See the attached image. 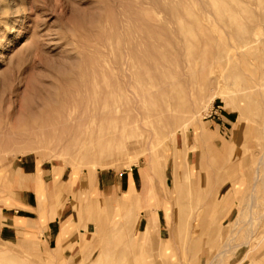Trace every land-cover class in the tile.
I'll return each instance as SVG.
<instances>
[{
  "label": "rangeland",
  "instance_id": "374dc122",
  "mask_svg": "<svg viewBox=\"0 0 264 264\" xmlns=\"http://www.w3.org/2000/svg\"><path fill=\"white\" fill-rule=\"evenodd\" d=\"M162 1L0 0V227L3 212L12 215L14 209L21 207L16 198L19 190L26 187L15 186L20 181L21 162L29 160L33 169L37 164L38 168L43 165L54 171L51 187H39L43 195L40 199L38 197L34 212L19 213L30 217L27 230L17 227L16 233L0 237V248L10 251L8 255H11L9 262L0 256V264H142V260L146 264H208L223 242L232 245L223 264H239L251 248L241 245L247 241L246 231L250 225L246 223L230 236L228 229L243 207L248 210L244 220L250 219L251 210L252 214L255 213L252 216L254 227L258 226L256 231L253 227L256 235L249 241L251 245L260 243V247L241 264H264V175L261 181L259 178L255 180L254 174L258 163H264V38L253 47H245L238 39L235 27L220 24L215 13L206 6L203 8L200 0ZM244 2L234 0L235 11L226 15L228 22L236 17L246 24L252 10L260 12L261 8L257 7L264 8V2L255 1L252 10L241 9ZM170 6L179 8L173 10ZM190 13L200 18V27L194 25L202 39L200 45L210 51L220 43L227 57L226 62L220 60L208 69L216 80L215 84H208L198 76L192 86L179 90L181 103L195 97L200 100L194 116L186 118L182 115L172 129L166 128L165 136L154 139V151L166 149L163 150L166 159L158 156L149 163L150 153L140 148V152L131 149L113 156L110 164L93 165L90 164L92 159L61 149V139L86 126L74 124L71 131L67 128L69 125L62 124L61 116L69 108L78 115H81L82 107L88 109L87 99L92 93L88 81L99 83L102 101L107 83L116 85L118 55L127 53L133 64L140 67L139 80L138 75L134 78V91L139 97L142 88H152L151 82L158 80L149 75L150 53L161 50L171 53L179 25L191 26L188 23L193 19ZM259 33L264 37V27ZM201 62L198 58L193 61V70L198 69ZM234 71L241 74H232ZM154 73L159 76L153 70ZM119 74L122 81L120 70ZM85 84L89 85L90 91ZM78 102L80 106L76 105ZM139 104L143 111L150 108L148 99ZM108 125L111 128L116 126L106 122L105 127ZM168 130L175 133L167 134ZM210 143L219 150L218 157H214ZM195 145L197 147L193 149ZM177 150L183 154L178 164L187 177L181 187L188 195L186 201L203 195L204 190L208 192L204 196L209 199L214 187H218L216 190L222 194L221 199H226V211L231 209L224 220L226 229L221 222H209L210 227L218 225L219 234L226 231L225 240L219 241L215 236L211 244H202L203 237L209 238L203 233L202 223H195L187 231L176 218L171 192L175 171L173 153ZM263 163L260 164V174H264ZM230 167L236 171L228 174L230 179L222 184L223 179H217L216 173L224 168L228 173ZM94 169L98 177L108 172L114 176L122 174L124 184L128 175L123 173H132L137 184L134 189L142 193L146 187L148 200L141 202L137 199L139 208L148 204V216L143 214L139 231L135 229L133 219L122 237L114 229L129 209L119 197H124L130 187H121L117 192L113 187H104L101 193L95 187L94 199L83 194L89 183V173ZM69 177L73 183L82 181L84 187L65 190L60 181ZM251 193L256 199L255 206L249 210ZM9 200L11 205L8 206L5 203ZM65 205L67 213L72 212L68 219L70 234L76 231L81 239L77 249L63 242L56 253V249L49 250L47 246L46 229L48 222L54 220L51 219L52 213L62 211ZM152 210L159 214L161 242L167 241L168 244L165 250H153L151 246L145 248L134 240L137 232L147 230ZM216 215L217 212L213 219ZM63 218H60L59 225L63 224ZM55 231L56 227L52 226V232ZM230 240L235 245L239 243L237 248L230 244L234 243ZM67 250L70 253L66 255L64 251Z\"/></svg>",
  "mask_w": 264,
  "mask_h": 264
},
{
  "label": "bare ground",
  "instance_id": "6f19581e",
  "mask_svg": "<svg viewBox=\"0 0 264 264\" xmlns=\"http://www.w3.org/2000/svg\"><path fill=\"white\" fill-rule=\"evenodd\" d=\"M200 1H201L200 3H202L201 5L203 6V8L204 6H206L207 9L215 13L216 19L218 20L220 24L224 26H226L227 24L232 27H235L236 35L239 40L243 41L242 44L245 47L247 46L253 47L255 46V43H257V41L262 40L264 38L259 33V30L262 31L264 27V8L256 6L259 9L261 8L260 12H258V10L253 11L251 8L252 5L254 4L256 5L255 1H257V3L259 4H262L264 0H245L244 2L245 4L243 7L241 6V9L246 7V10L247 9L252 10L250 13H253L251 15L252 18L250 16L249 22L246 24L236 20L237 19L236 17L234 20L231 19V23L228 22V20H226V15L229 13H231L232 15L233 12L235 11L234 9L235 5L233 3L234 0H200ZM181 5L183 4H179V6ZM178 8L174 7L172 9L175 10ZM173 12L175 13L176 11H173ZM174 15L172 16L174 17ZM189 15H191V13ZM191 16L193 17V19L188 21V23H190L191 26L187 27L185 24L179 25L176 31L178 33V36L171 48L172 49L171 53H168L167 52L168 50H161V51H155V52L150 53L152 64L149 66L150 67L149 75L155 78L156 80L157 79L158 80L157 81L154 80V82H151L152 88L149 86L142 88V90L139 92V97H141V99H138L139 97L136 91H134V87H135L134 78L136 75L139 74L138 72H140L139 70L140 67L139 66L137 67L136 66L137 64L136 65L133 64L131 60L132 57H129L127 53L121 52V54L118 55L117 57L118 75L116 77V81H117L116 85H110L109 83H107V91L102 101H101L102 89L100 88L99 83L97 81H88V82H91V92L92 93L89 92L90 91L89 85L85 84L86 85L85 88L87 86L89 87L87 88L89 89V91L87 92L91 93L90 94L91 97L89 98V94L87 97L89 98L87 99L88 109L86 110L84 107H82L81 115L74 113L73 108L66 109L62 112L61 119H62V124L64 126L69 125L67 128L71 129V131L75 125H81L80 127H82L83 125H86V126L77 132L76 130L74 132H71L72 134L74 133L73 135H70L67 138L65 137L64 139H61L62 143L59 144L61 149L63 148L64 150L66 149L70 150L71 152H73V154H75V156H79L82 158H90L92 159L90 164H93V165L101 164L103 162L106 164H110L113 162V156L115 155L119 156L125 151L131 150V149L139 150L140 148H143L145 152L150 153L149 163L152 162L158 156L162 158L164 157V160L166 159V154L163 151L166 149L157 148L158 151L157 152L154 151L153 149L154 139L165 136L166 130L172 129L173 128L171 127L172 125L178 124L182 115L186 116V118L188 116L189 118L190 116L191 117L194 116V113L196 114V108L200 100L195 97L193 99H190L189 101H185L181 103L179 100L180 96L178 95L179 90L182 89L184 91L189 86H192L194 82H196V79L198 76L202 77V79L208 84H215L216 80L212 78L211 72L208 69L209 67H212L215 63H217L220 60L222 61L225 60L226 62V57H227V55H225L224 53L225 50L223 49L222 46L219 45L220 43L219 44L217 43L216 47L214 49L211 48L212 50L210 51L200 45L201 40H202L201 36L199 35V33L196 32L197 30L194 28L195 26L200 27V18L196 17L194 13H192ZM212 38L213 36L211 37V39ZM215 41H217V39ZM221 44L223 45L222 42ZM197 58L202 60L201 66L198 69L195 68L193 70V67H194L193 61H195ZM134 62L136 63V61ZM152 69L156 73H158L159 76L156 75L155 73L153 74ZM119 70H120V73L122 74V81H121V76L119 74ZM145 71L148 72V69L146 68ZM237 73L241 74V72L239 71ZM237 73H235L234 71L232 74H237ZM140 75L137 76L138 77L137 80H139ZM235 80H239V79H235ZM159 85H161L162 88ZM155 87L157 90L155 89ZM84 96H86V94ZM146 99L150 101V108L143 111L139 103L141 101H146ZM76 105L80 106L79 102ZM86 111H87V114H82ZM106 122L114 123L116 126L114 128H111L109 125L105 127ZM168 133L174 134L175 131L168 130L167 134ZM210 146L214 150V157H218V154H220L219 150L213 147L211 143H210ZM195 147H197V145L193 146V149ZM178 151L179 150L173 153L174 161H175V168H174L175 171L173 173V185H172V192H171L172 199H173L172 201L174 202L173 212L175 213L176 218L178 219L180 225L182 224L181 227L182 228L185 227L187 231L195 223L196 225L198 223H202L203 233H206V235L209 237L208 239L207 237H203L205 239L201 238L203 239L202 244H205V243L211 244V240L215 236L218 237L219 241H222L226 235V231L224 234L222 233L219 234L218 225L217 226L213 225L212 227H210L209 222L210 220L215 223L221 222L222 227L226 229L224 220L226 219V216L229 214L231 209L227 208V211H226V202H225L226 199L224 200L221 199L222 194L218 193L216 190L218 189V187H214L211 190L212 191L211 193H213V196L212 197L208 196L209 199H207L206 196H204L205 193L207 192V190H204L203 195L199 196L198 198L192 201H186V198H188V195L186 194L185 189L181 190V187H184L183 184L186 181L187 177H186V174L182 171V167L179 166L178 164L179 158H181L183 155L181 152H178ZM260 160H262V157H260ZM163 162H165L166 164V161H163ZM262 163L263 162L260 161L255 168L257 171L254 173L256 175L255 180H257L258 178L261 180L264 175L262 173H261L262 175L260 174V168L262 167V165L260 167V164ZM162 170L164 171L165 169H162ZM227 171L228 173H226V168H224L220 171H217L216 173L217 179H220V178L221 180L223 179L222 184L223 182H226V180L230 179V177L228 176L231 173L235 172L236 169L233 167H230ZM224 174L226 175L225 178H223ZM96 182H97V172L94 169V170H91L89 173V183L87 187L83 189V194L90 195L92 198L95 197L94 193H96V189L93 186L96 184ZM34 188L36 189L38 193V197L40 199L43 193L40 191L39 187H34ZM221 188H222V185H221ZM239 188L240 187H238L237 189ZM67 189L68 187H65V190ZM234 189H236V187H234ZM186 190L188 192V188H186ZM125 194L126 195L124 197L123 196L121 198L119 197V200L125 201L129 209L126 210L127 212L121 217L119 222H117L116 225L114 226V229L120 232L121 237L123 236L125 232L128 231L129 226L132 222V219H133L135 229L139 231V225L141 224L143 214L145 213V216H148L146 215L147 214L146 212L148 211L147 209L148 204L143 205V207L141 208L137 206V203H138L137 199L138 201L140 200L142 202L143 200L145 199L148 200L149 198V195L146 194V187L143 189L142 193H138L134 189V187H130V189L127 192H125ZM249 199L251 202L247 206L248 208H250L249 210H251V208L255 206V203H253L254 200L256 199L254 193L250 194ZM248 202H246L245 205ZM247 211L245 210V207H243L240 210L239 215L230 223L229 229H228V233L230 236L235 232V230L240 231L242 227L246 225V223L250 225L249 229L245 228L247 229V231L245 230L247 232V235H246L247 241L245 242L243 241L244 243L241 244V245L246 244L251 247L248 252V255L244 257V260L247 259V257H249L250 253L254 252L257 248L260 247V243L254 244V245L250 244L249 240L255 237L256 235L255 231L258 225L254 227L255 219L252 216L255 213L252 214L253 213L252 210H251L250 217H249L250 219L244 220V217L246 216ZM215 212H217V215L213 219V215L215 214ZM60 213L61 211L53 212L51 215V219H55L57 216L60 215ZM206 222L207 224H205ZM159 227H160L159 214L156 211L155 212L153 211V214H151V216L149 217L147 230L140 231L139 234L137 232V236L134 237V240L138 244H140L142 247H145V248H148L151 246L153 250L155 249L165 250L168 244H167V241L165 243L161 242ZM253 227L255 228V231L253 230ZM70 229L71 227H70V224L68 223V220L64 221L61 227L60 236L58 238L57 248H55L56 250L54 249L56 253L59 251V247L62 245V243L66 242V238L70 234ZM236 234H234V236ZM231 237L233 238V236ZM230 241L228 243H230ZM231 242H234V241H231ZM230 244L235 245L236 243L234 242ZM238 244L239 243H237V245ZM237 245H235V247ZM231 248H232V245L230 246L226 244V242H223V244L220 246L218 245L217 253L215 257L208 264H223L227 253L231 252L230 251ZM9 252L6 249L0 248V256L6 259L5 261L7 262H9L11 259V255L10 256L8 255ZM243 261H241L239 264H241ZM141 262L142 264L147 263L145 260L144 261L142 260Z\"/></svg>",
  "mask_w": 264,
  "mask_h": 264
},
{
  "label": "crops",
  "instance_id": "0c3cea01",
  "mask_svg": "<svg viewBox=\"0 0 264 264\" xmlns=\"http://www.w3.org/2000/svg\"><path fill=\"white\" fill-rule=\"evenodd\" d=\"M29 162H32V161L23 160L21 162V165L19 166V171L21 174L20 175L21 177H19L20 181H17V184L15 185L16 187H26L24 189L19 190V195L16 198L17 204L21 207L19 208V210L14 209L15 214H12V215H9L4 212L2 213L3 219H2V225L0 227V237H5L4 235H9L10 233H16L17 227L21 228L22 230H27V223H28L27 220H29L30 217L20 216L19 213L20 211L32 213L34 212L35 208L38 207V195L36 191L31 187H51L52 185L51 177L53 176L54 171L44 168L43 165L39 166L41 168H38L36 163H35L36 165H34L35 168L33 169L30 167L31 163ZM123 174L128 175L127 182L125 184L122 180V177H123L122 174L114 176L111 173L109 175V172H108L105 174L102 173L99 177L97 176V182L93 187H98V190L100 193L103 192L104 187H113L116 190V192L121 187H137V184L134 180V176L132 173L127 172ZM87 178L85 180H87ZM85 180H83V182ZM88 181H89V178H88ZM60 182L64 184L63 187H84L83 183H81L82 181H76L75 183H73L71 177L67 179L63 178L62 181ZM57 184L58 183H56L55 187L57 186ZM5 204L8 206L11 205L10 200ZM71 213H67L66 205H65L61 211V214L58 217H56L54 220H50L48 222L47 224L48 228L46 229L47 236H45V240L47 241V246L49 247V250H54L55 248H57L58 238L60 236L61 227H62V224L59 225V222L61 221L60 218L65 217L63 218V221H66L70 219V216L72 215ZM37 224H40V223L37 222ZM52 226L56 227L55 232H52ZM80 239H81L80 235H78V233L74 231L73 234H70L66 238L65 245L74 246V250H75L78 248ZM51 243L54 244V247L51 246ZM69 253L70 251L68 250L64 251V254L66 255Z\"/></svg>",
  "mask_w": 264,
  "mask_h": 264
}]
</instances>
